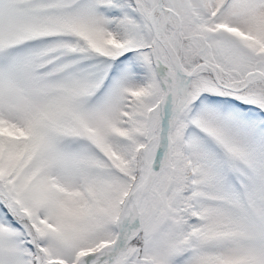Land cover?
I'll return each mask as SVG.
<instances>
[{"label": "snow or ice", "instance_id": "6c2138e0", "mask_svg": "<svg viewBox=\"0 0 264 264\" xmlns=\"http://www.w3.org/2000/svg\"><path fill=\"white\" fill-rule=\"evenodd\" d=\"M0 264H264V0H0Z\"/></svg>", "mask_w": 264, "mask_h": 264}]
</instances>
